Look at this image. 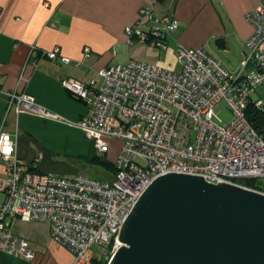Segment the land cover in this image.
<instances>
[{"label":"built area","instance_id":"built-area-1","mask_svg":"<svg viewBox=\"0 0 264 264\" xmlns=\"http://www.w3.org/2000/svg\"><path fill=\"white\" fill-rule=\"evenodd\" d=\"M252 32L244 41L242 59L235 73L201 47L178 45V70L151 62L111 64L97 71L100 80L83 82L71 77L61 85L87 106L75 122L100 154L113 153L111 180L83 174L61 176L30 170L17 154L14 138L0 131V250L34 260L24 237L12 232L9 218L46 220L50 238L72 257L71 264H92V246L105 244L99 264H107L121 245L120 227L132 206L158 176L182 173L201 176L210 183L227 182L264 193V186L237 183L238 179L264 181V129L251 124L245 110L252 106L264 126V5L244 14ZM177 28V20L158 15L148 4L138 10L134 23L123 28L126 42L137 37L155 48ZM35 46L30 47V51ZM88 50V49H86ZM28 55L18 77L22 89L6 93V110L43 118L60 119L33 101L23 87L41 57L70 59L58 47ZM258 97L253 98L252 95ZM224 99L232 118L226 124L213 120L214 106ZM116 142L115 145H112ZM42 156L38 152L35 161Z\"/></svg>","mask_w":264,"mask_h":264},{"label":"crops","instance_id":"crops-1","mask_svg":"<svg viewBox=\"0 0 264 264\" xmlns=\"http://www.w3.org/2000/svg\"><path fill=\"white\" fill-rule=\"evenodd\" d=\"M258 3L264 5V0H0V131L13 138L16 134L17 154L31 168L52 174L49 161L45 160L48 153L42 152L40 160L35 161L40 140L21 136L17 129L27 133L29 117H43L25 112L15 115L11 109L6 110V93L22 89L18 77L28 55L37 57L38 52L58 47L59 53L70 59L64 63L58 58L41 57L35 69L27 67L25 75L29 79L23 90L33 97L36 105L68 121L44 118L47 119L44 124L55 123L81 131L75 122L86 113L87 106L64 89L61 79L71 77L83 82L94 79L98 83L99 69L133 60L174 69L167 56L175 57L178 45L202 48L205 41L216 37L226 39L229 51L235 54L232 62L238 67L244 41L252 32L244 14ZM148 4L156 14L177 20V28L164 47L155 48L137 37L128 43L123 35V28L134 23L138 10ZM32 46L35 50L30 51ZM76 173L62 172L66 176ZM3 174L0 162V175ZM2 197L0 193V200ZM9 225L13 233L25 238L35 257L28 263L0 250V264L72 263L71 254L51 240L48 221L14 216L9 218Z\"/></svg>","mask_w":264,"mask_h":264},{"label":"water","instance_id":"water-1","mask_svg":"<svg viewBox=\"0 0 264 264\" xmlns=\"http://www.w3.org/2000/svg\"><path fill=\"white\" fill-rule=\"evenodd\" d=\"M214 43L229 50L224 37ZM118 240L107 264H264V193L165 173L138 197Z\"/></svg>","mask_w":264,"mask_h":264},{"label":"rangeland","instance_id":"rangeland-1","mask_svg":"<svg viewBox=\"0 0 264 264\" xmlns=\"http://www.w3.org/2000/svg\"><path fill=\"white\" fill-rule=\"evenodd\" d=\"M214 40L215 38L205 41L202 45V49L211 57L219 61L225 70L230 73H235L238 69V67H236L232 62L235 54L229 50H217ZM167 60L169 61V64L174 67V69L178 70V63L173 55L168 54ZM252 97L256 98L258 95L253 94ZM213 112V120L219 124H226L232 118L231 111L224 99H220L215 104ZM59 117L60 119L58 120H52L68 123V121L63 119L61 116ZM46 120L44 118L39 119L36 117H29L27 124L31 129L27 127L25 129H28L27 133H25V131H21V128L17 129L18 134L21 136H31L35 140H40L39 144L37 143L40 147H36V152L40 151L41 153H48L45 154V160L49 161L51 166L50 172H52V174L66 176L62 174L63 171H74L78 172L76 174L90 176L103 182H109L111 180L112 170L105 168L100 161L109 158L108 156L111 157L113 155L112 152H110V154H99L93 147L92 142L87 139L81 131L76 129L71 130L65 127L62 128L55 123H49L46 125L43 123V121ZM115 144L116 142L112 143V145ZM59 172H61V174ZM254 182L264 185V181L260 178L254 180ZM104 246L105 244L102 246L93 245L91 247L93 253V263L99 264L101 251L104 249Z\"/></svg>","mask_w":264,"mask_h":264},{"label":"trees","instance_id":"trees-1","mask_svg":"<svg viewBox=\"0 0 264 264\" xmlns=\"http://www.w3.org/2000/svg\"><path fill=\"white\" fill-rule=\"evenodd\" d=\"M40 53L41 52H38L37 55L40 56L41 55ZM68 93H70V92L68 91ZM70 95L72 97L76 98L77 100L83 102L82 99H80L79 97H77V96H75V95H73L71 93H70ZM245 116H246L247 120L251 124H253V126H255L257 128H261L262 127L264 129L261 115L252 106H248L247 107V109L245 110ZM100 162L105 166V168L112 170V173L114 172V165L110 161H107V160L104 159V160H101ZM30 170L37 171V170H35L34 168H31V167H30ZM237 183H239V184H241L243 186H246V187H251V188L255 186L254 180H251V179H238ZM261 185H263V184H261ZM92 261H93V258L91 260V263L95 264ZM103 264H105V262Z\"/></svg>","mask_w":264,"mask_h":264}]
</instances>
